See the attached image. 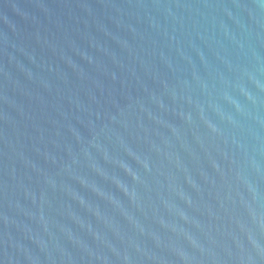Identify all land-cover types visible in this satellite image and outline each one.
Here are the masks:
<instances>
[{"label":"water","instance_id":"95a60500","mask_svg":"<svg viewBox=\"0 0 264 264\" xmlns=\"http://www.w3.org/2000/svg\"><path fill=\"white\" fill-rule=\"evenodd\" d=\"M0 264H264V0H0Z\"/></svg>","mask_w":264,"mask_h":264}]
</instances>
